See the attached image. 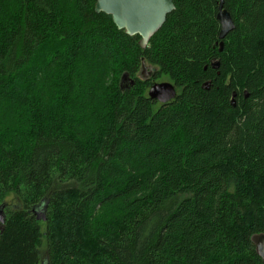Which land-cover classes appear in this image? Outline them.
Returning <instances> with one entry per match:
<instances>
[{
    "label": "trees",
    "instance_id": "obj_1",
    "mask_svg": "<svg viewBox=\"0 0 264 264\" xmlns=\"http://www.w3.org/2000/svg\"><path fill=\"white\" fill-rule=\"evenodd\" d=\"M173 1L143 49L95 0H0V264H264V0L224 40Z\"/></svg>",
    "mask_w": 264,
    "mask_h": 264
},
{
    "label": "water",
    "instance_id": "obj_2",
    "mask_svg": "<svg viewBox=\"0 0 264 264\" xmlns=\"http://www.w3.org/2000/svg\"><path fill=\"white\" fill-rule=\"evenodd\" d=\"M97 13H105L112 17L113 22L119 30H124L129 36H140V46L145 49L151 38L163 27L168 15L175 10L173 0H95ZM217 19L220 22L221 30L219 39L224 40L234 30L235 24L230 13L224 8V0H219ZM223 43H220V50ZM215 69L220 67L218 59L211 61ZM149 67L151 75L157 72V68L147 66L145 59H142V68ZM151 99L160 103H168L177 95L176 87L170 82L155 83L148 91ZM3 208H0V221L4 222L2 215ZM42 213L39 208L35 210ZM42 217L38 216V220ZM45 220V218H43ZM252 241L255 244L256 252L264 263V234L254 235Z\"/></svg>",
    "mask_w": 264,
    "mask_h": 264
},
{
    "label": "rangeland",
    "instance_id": "obj_3",
    "mask_svg": "<svg viewBox=\"0 0 264 264\" xmlns=\"http://www.w3.org/2000/svg\"><path fill=\"white\" fill-rule=\"evenodd\" d=\"M139 43H140V41H139ZM5 202L9 208L19 207L18 201L16 200V198L14 196H10ZM38 214H39V216L42 217V213L38 212ZM43 229H44V227H43ZM41 254H42V263L48 264V254H47L46 247L43 246V248H41Z\"/></svg>",
    "mask_w": 264,
    "mask_h": 264
},
{
    "label": "flooded vegetation",
    "instance_id": "obj_4",
    "mask_svg": "<svg viewBox=\"0 0 264 264\" xmlns=\"http://www.w3.org/2000/svg\"><path fill=\"white\" fill-rule=\"evenodd\" d=\"M147 66H150V65H147ZM140 77L144 80H150L154 77L155 74L151 75V70L149 69V67H146L145 69L142 68L141 66V69H140ZM123 85L127 86V81L126 79L123 80ZM3 213V212H2Z\"/></svg>",
    "mask_w": 264,
    "mask_h": 264
}]
</instances>
